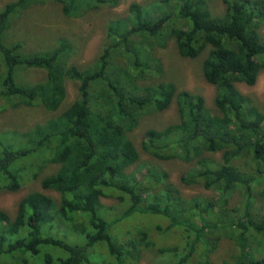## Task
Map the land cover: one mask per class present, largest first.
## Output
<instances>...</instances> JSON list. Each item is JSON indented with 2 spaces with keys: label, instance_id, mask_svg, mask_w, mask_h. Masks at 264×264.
I'll return each instance as SVG.
<instances>
[{
  "label": "trees",
  "instance_id": "16d2710c",
  "mask_svg": "<svg viewBox=\"0 0 264 264\" xmlns=\"http://www.w3.org/2000/svg\"><path fill=\"white\" fill-rule=\"evenodd\" d=\"M45 1L17 0L0 10L5 67L0 95L7 103L18 95L25 105L39 96L55 109L64 99L60 83L69 78L78 84L77 98L59 115L35 124L23 135L26 144L0 137V191H17L54 163L58 169L40 185L59 193L58 201L43 191L26 193L13 218L0 210V264H136L144 249L156 250L157 264H264V214L255 210L257 200L264 199V112L236 86L254 85L264 69V0H222L221 14L213 13L210 0H157L163 8L156 15L131 2L125 18L111 21V42L85 69L67 65L70 47L63 39L29 57L15 50L20 43L2 42L14 8ZM51 1L67 17L119 3ZM164 30L181 56L195 58L207 50L202 71L217 88L220 115L210 113L202 95L170 81L142 83L152 77L153 62L160 66L151 52L154 42L164 45ZM112 53L129 64L109 75ZM17 64L46 69L50 83L58 82L56 99L46 102L52 95L49 83L18 85ZM173 100L179 122L145 130L142 146L160 160H195L181 180L212 188L218 198L183 197L168 174L153 165L146 166L143 178L127 172L139 158L128 133L149 106L163 109ZM219 151L220 159L210 155ZM237 189L243 193L241 208L229 211ZM103 197L117 203L106 205ZM142 216L159 219L158 236L176 235L177 243L158 246L147 230L135 232L124 224ZM219 230L236 249L215 263L210 256L220 243Z\"/></svg>",
  "mask_w": 264,
  "mask_h": 264
},
{
  "label": "rangeland",
  "instance_id": "374dc122",
  "mask_svg": "<svg viewBox=\"0 0 264 264\" xmlns=\"http://www.w3.org/2000/svg\"><path fill=\"white\" fill-rule=\"evenodd\" d=\"M14 1L17 0H0V10L6 4ZM134 1L142 4L144 11L148 15H156L163 8V6L156 4L157 0H119L116 6L101 5L88 10L85 15L67 17L62 14L60 4L51 0L31 4L20 10L17 9V6L8 18L7 26L3 31L2 42L11 47L16 42L20 43L15 50L24 57H29V55L34 53H42L53 49L58 45V41L63 39L70 47L69 56L66 60L67 65L72 64L80 69H85L96 62L103 49L111 42V38L108 36V27L111 25V21L125 18L128 14L129 4ZM210 6L213 13L221 14L223 12L224 4L222 0H210ZM262 32L264 33V24L262 25ZM160 40L162 42L164 40V45L161 46L159 42H154V50L151 52L152 56L159 60L160 66L158 67L153 62V67L150 70L152 77L148 80H142V83L151 84L159 81H170L179 90H188L202 95L205 100V106L210 113L220 115V110L215 104L217 88L206 81L202 71V63L207 55V50H204L195 58L184 57L179 54L176 42L167 34V30H164L163 38ZM21 64H17L18 66L16 67V83L29 87H39L49 83L52 95L46 99V102L56 99L58 82L50 83V74H48L47 70L27 67ZM125 64H129L128 60L122 59L116 53H112L109 75L117 72L118 68L123 67ZM4 68L2 54L0 53V90L2 89ZM61 86L64 89V99L55 109L48 108L39 96H36L31 105H25L19 103L22 99L18 95L7 98L9 103L0 95V137L4 140L9 136L13 143L26 144L27 138L23 135L30 131L35 124L59 115L77 98V82L65 78L63 82L61 81ZM236 86L241 92L252 96L260 110L264 112V69L259 74L254 85L236 83ZM154 108L149 106L138 119L137 126L127 135L139 155L138 160L127 167V172L143 178L146 166L153 165L163 169L168 174V181L178 188L183 197L189 199L198 196L203 200L218 198L217 192L212 188H204L201 184H186L181 180V177L195 165V160L189 162L177 159L160 160L153 157L143 148L142 140L145 130L149 128L162 129L179 122L175 100L163 109ZM210 155L220 159L221 152L211 153ZM57 169V164L49 163L44 167L37 179L24 183L17 191H0V210L6 211L13 218L16 215L21 198L33 190L43 191L58 201L59 193L57 191L43 189L40 185V180L43 177L55 172ZM259 187L257 186V191H259ZM101 200L106 205L117 203V199L113 197H103ZM242 200L243 193L238 189L235 190L227 204L229 211L241 208ZM257 202L255 210L263 215L264 199L259 198ZM219 206L218 201L217 207L219 208ZM239 211L241 212L242 209ZM157 222H159V219L155 217L142 216L131 221H125L124 224L133 229L138 227L139 230H147L151 240L158 246L177 243L176 235H170L169 233L164 236H158L155 230ZM163 223L165 224V222ZM129 229L131 230V228ZM135 232H137V229ZM217 234L221 236L220 243L211 254L210 259L215 263H222L225 258H231L230 253L232 249L236 248L234 242L226 234L220 230L217 231ZM159 261L160 256L156 250L144 249L136 264H157L156 262Z\"/></svg>",
  "mask_w": 264,
  "mask_h": 264
}]
</instances>
